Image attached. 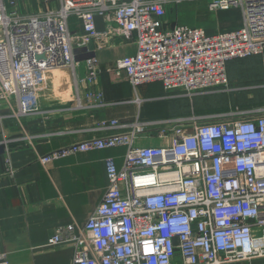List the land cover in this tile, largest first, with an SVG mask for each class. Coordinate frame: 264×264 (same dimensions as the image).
Wrapping results in <instances>:
<instances>
[{
  "label": "built area",
  "instance_id": "obj_1",
  "mask_svg": "<svg viewBox=\"0 0 264 264\" xmlns=\"http://www.w3.org/2000/svg\"><path fill=\"white\" fill-rule=\"evenodd\" d=\"M19 1L0 0V103L16 101L10 117L32 113L29 106L48 71L74 74L83 63L81 81L94 86L96 58L75 59L92 40L134 39L135 54L117 60L114 74H124L134 90L160 83L189 98L228 90L226 64L264 52V0H207L211 12L236 9L242 16L241 28L215 35L197 27H165L166 6L184 0H39L42 9L32 14L21 13ZM96 16L106 23L103 33L95 28ZM71 19L81 26L79 35L71 32ZM86 98L101 105L99 92ZM154 125L170 127L157 135L167 143L139 147ZM109 128L126 131L39 158L46 165L78 153L125 148L120 168L105 160L107 188L84 226L58 228L49 245L71 243L72 264H175L177 257L182 264H232L264 258L263 113L99 125ZM0 264H7L3 254Z\"/></svg>",
  "mask_w": 264,
  "mask_h": 264
},
{
  "label": "crops",
  "instance_id": "obj_2",
  "mask_svg": "<svg viewBox=\"0 0 264 264\" xmlns=\"http://www.w3.org/2000/svg\"><path fill=\"white\" fill-rule=\"evenodd\" d=\"M203 1L208 10L207 0ZM173 6H166L165 27L182 25L168 13ZM41 9L40 6L39 10L20 11L32 14ZM236 11V17L225 25L222 21L201 24L207 31L199 26L192 27L202 28L207 35L237 30L242 26V16ZM95 28L98 33L105 32L106 23L102 17H95ZM70 29L72 33H81V26L75 19H71ZM2 41L0 34V43ZM135 51L134 39L114 36L109 40H92L83 55L88 53L97 60L98 78L94 86L81 81L85 68L80 63L74 74L70 69L45 73L35 100L29 106L31 114L10 117L17 112L16 101L10 99L0 103L3 116L0 122V254L5 255L7 264H72L73 245L52 246L49 240L58 228L72 225L78 230L84 226L107 188L105 160L111 158L120 168L125 148L78 153L46 165L39 161L40 157L77 142L126 131L125 128L99 129L102 122L112 120L127 126L136 119L140 122L180 119L198 122L200 118L227 112L254 110L264 114L263 80L254 84L251 92L236 96L240 89L236 83L245 71L258 66L264 70V52L226 64L228 90L189 98L179 90L166 91L160 83L141 85L134 90L124 74L116 76L115 62L133 56ZM248 60L252 61L251 67L242 64ZM97 92L102 94L101 105L86 98V94ZM222 93L227 97L217 95ZM79 104L83 108H79ZM154 126L148 129L149 137L138 142L139 147H162L167 143V138L157 135L160 129L170 127ZM175 264H182L179 257ZM232 264H264V258Z\"/></svg>",
  "mask_w": 264,
  "mask_h": 264
},
{
  "label": "rangeland",
  "instance_id": "obj_3",
  "mask_svg": "<svg viewBox=\"0 0 264 264\" xmlns=\"http://www.w3.org/2000/svg\"><path fill=\"white\" fill-rule=\"evenodd\" d=\"M38 2H39L38 0H20L18 6L22 12L26 13V12L34 11V9L39 10L40 3L38 4ZM168 13L170 16H172L173 20H176V22L182 25L186 24L187 26L190 27L199 26L206 30L207 27L202 26L201 24H205V23L208 24V22H214V21L219 23L220 21H222L225 25L226 21H230L232 18L236 17L238 11L230 9L224 12H217V11L209 12L207 10L206 2L203 0H196L191 2L184 0L179 4H176L175 6L171 7ZM74 35H79V33L76 34L74 33ZM1 39L3 38L1 37ZM76 45L77 44L75 43L74 46L76 47ZM76 56H78L79 58L82 57L83 50H78ZM242 64L249 67L253 65L251 60L244 61ZM262 80L264 81V70L261 69L260 66L256 67L252 71H245L243 75L238 78V81L236 83L240 87L239 92L236 93L237 94L236 96H243L246 93L251 92V89L254 86V84ZM228 84L230 85L229 80H228ZM154 93L157 94V92ZM217 95H222L224 98L227 97L225 93L217 94ZM233 107L234 109H236L235 108L236 106ZM226 114L229 113L228 112L224 113V115ZM230 117L232 116L230 115ZM142 140L144 139H140V141Z\"/></svg>",
  "mask_w": 264,
  "mask_h": 264
},
{
  "label": "water",
  "instance_id": "obj_4",
  "mask_svg": "<svg viewBox=\"0 0 264 264\" xmlns=\"http://www.w3.org/2000/svg\"><path fill=\"white\" fill-rule=\"evenodd\" d=\"M76 53H77V51H76ZM90 57H93V55H90V54L87 53V54H84L80 58L78 56H76L75 59H76V61L79 62V61L85 60V59L90 58ZM38 58H40V57H38Z\"/></svg>",
  "mask_w": 264,
  "mask_h": 264
}]
</instances>
